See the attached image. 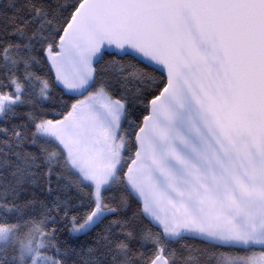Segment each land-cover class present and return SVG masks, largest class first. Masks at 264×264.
Returning a JSON list of instances; mask_svg holds the SVG:
<instances>
[{"label": "snow or ice", "instance_id": "obj_1", "mask_svg": "<svg viewBox=\"0 0 264 264\" xmlns=\"http://www.w3.org/2000/svg\"><path fill=\"white\" fill-rule=\"evenodd\" d=\"M0 264H264V0H0Z\"/></svg>", "mask_w": 264, "mask_h": 264}]
</instances>
